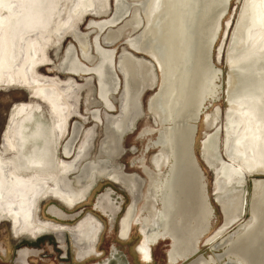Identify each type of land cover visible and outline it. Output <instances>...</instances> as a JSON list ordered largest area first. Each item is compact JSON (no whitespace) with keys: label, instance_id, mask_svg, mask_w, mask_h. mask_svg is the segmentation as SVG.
<instances>
[{"label":"bare ground","instance_id":"bare-ground-1","mask_svg":"<svg viewBox=\"0 0 264 264\" xmlns=\"http://www.w3.org/2000/svg\"><path fill=\"white\" fill-rule=\"evenodd\" d=\"M108 1L110 5V0H0V89L20 88L28 91L30 99L14 108L11 106L0 137V220L9 224L14 239L65 232L73 238V243L84 242L82 246L88 249L97 241L96 231L101 229V223L90 213L73 225L53 223L41 216L40 206L50 199L68 209L81 202L96 178L95 171H104L98 165L103 166L107 159L87 158L82 140L92 129L88 126L73 150L86 120L80 108L78 83L73 76L45 75L38 69L51 64L46 54L47 46L52 43L60 51L59 46L67 36L74 47L67 50L63 69L69 71L71 65H79L81 57L76 43L82 50V58L89 62L91 55L86 48V35L79 32L78 25L88 14L107 12ZM120 1L117 0V8ZM148 1L156 2V6L151 7L147 31L139 33L141 38L133 39L134 49H144L161 71L160 88L151 98L152 94L148 96V108L152 109L159 102L163 111L158 115L163 120L171 118L178 110L167 135L157 142L162 153L152 157V164L157 167L161 165L162 154L165 155L166 178L159 187L154 179L156 173L149 172L153 182L148 187L149 194L154 198L158 195L157 200H160L158 222L171 240L169 255L191 254L205 231L208 216L212 215L208 195L203 190L205 179L199 165L202 164L212 171L213 200L223 213L218 228L207 235L205 242L209 243L233 226L236 229L226 240L230 251L227 264H252L251 261L264 264V176H260L264 175V0L243 1L231 40L233 45L230 43L228 48L232 47L230 57L233 61L224 90L226 108L221 110L216 106L204 116L206 129L198 139L205 164L197 162L194 152L196 122L205 104L217 99L222 89V71L210 57L213 40L220 34L216 33L218 20L227 0ZM134 12L129 20L133 29L139 19ZM90 23V28L103 24L113 26L110 20ZM109 31L112 30L109 28ZM51 37H54L52 42L49 41ZM165 53L171 56L170 62L164 58ZM260 55L263 59H259ZM147 61L124 50L114 62V71L121 76L120 112L105 118L104 132L116 134V142H121L119 138L125 132L126 122L133 120V113L141 108L140 93L146 85L150 87L155 83L154 66ZM111 64L113 61L108 65L112 73ZM94 116L101 121L97 114ZM73 118L77 120L71 127ZM218 118L223 120L222 125H218ZM112 140L115 141V137ZM106 141L101 143L102 151ZM116 147L119 146L116 144ZM120 170L105 171V175L113 184L123 185L131 198L118 222L120 237L125 238L137 213L139 194L135 183L140 178ZM250 176L247 200L246 183ZM149 201L153 204V200L148 199V205ZM245 205L249 217L243 220ZM151 207L153 209L154 205ZM153 210L149 211L152 218ZM81 213V209L76 212L77 215ZM109 224L113 225V221ZM63 248L60 249L65 254L66 247ZM252 252L257 253L256 260L250 259ZM16 254L35 253L23 248ZM197 260L196 256L187 264ZM212 260L199 258L197 262L204 264Z\"/></svg>","mask_w":264,"mask_h":264},{"label":"rangeland","instance_id":"rangeland-1","mask_svg":"<svg viewBox=\"0 0 264 264\" xmlns=\"http://www.w3.org/2000/svg\"><path fill=\"white\" fill-rule=\"evenodd\" d=\"M122 1H120V5L118 8H117V0H110V5L108 1V5L110 6L109 10H107L108 7L105 5L107 12H99L94 15L88 14L85 18H83L81 23L78 25V28L80 30L79 32L85 33L86 35L85 37V43L87 45L86 48L88 49L91 55V60L89 62L87 59L82 58V56L80 55L82 53V52L80 53L81 48L79 47V44L76 43V49L79 52V56L81 57L82 62L78 61L80 62L79 65L77 64L71 65L70 68L72 70L68 71L63 69V67L66 66V63L63 64V59L67 53V50L70 48V46L74 47L73 46L74 44L67 36L64 42L61 43L59 46L60 51H58L57 47L52 45V43L51 45L47 46L46 54L51 64H49L48 66L40 67L38 69L40 73H44L45 75L46 74L55 75V76H60L61 78L73 76L74 80L78 83L80 108L82 113L86 116L85 122L82 123L83 126L80 131V136L78 135V138H76L77 140H75L73 144V150L81 140L82 138L81 135L83 130L89 127L93 129V132L91 129L90 130L91 133L90 131L88 132V135L86 133V136L84 135V139L82 140V143L86 146L84 149L87 158H89V160H96V161L107 159V162L103 166L98 165L104 168V171H102L104 173L102 172L99 173L95 171L97 182L94 186L95 189L92 190L93 194L91 195L92 192H90V194L78 204H81L82 202L86 201L90 195L91 197L85 203L75 207L73 210H68V212H75L81 209L82 212L87 211L93 213L95 217L96 216L98 217L97 220L102 222L103 230L99 237L97 248L103 255L99 258L85 257L82 260L77 261L74 258L75 255L73 253V249L70 246L67 237V240L64 243L67 254L66 257H61L62 250L57 247V243L55 242V237L52 234L43 235L39 237L37 240H30L27 237L14 239L11 238L10 236L11 232H9V228H8L9 224L4 220L2 221L0 220L1 222L0 264H18L15 260L16 252L18 249L21 248L37 249L36 255H32L29 256V258H27L31 264H170L167 261L168 259H167L166 250L169 244V241L167 239L159 240L155 245L151 246L152 257L149 262H146L142 258V256L134 252L135 244L138 243L140 240V234L138 232L139 223L133 226V230L130 233L128 240H122L120 238H117L118 237L117 221L119 222V220L123 216L124 211L131 202V198L126 193L124 188L112 184V182L107 181L104 177L106 172L112 170L118 171L120 169H121L120 171L125 172L127 174L132 173L138 176L140 180L139 182H136L135 185L137 188V192L139 194V198L137 199L138 201L136 202V204L138 207V211L141 210L143 205L146 203L145 195L149 185V177L145 172H147V170L154 169L152 166L153 164L150 165V161L152 162L153 158L155 157L154 155L155 152H157V150L159 149L157 142L167 135V130L168 128L171 127L172 122L174 121L175 118L174 116L178 114L177 112L178 110H176L173 116H170L171 118L167 120H163V118H159L158 115L162 110L159 102H156L155 106L152 109L148 108V101H150V98L153 96V94H155L160 88V86H158V83L160 85L162 81L161 71L159 67L154 64L151 58L143 52L144 49H136V50L134 49L136 44L134 43L133 39L136 36L138 38H141L139 37V33L142 32L145 33L147 31L148 18L150 11L152 10L151 7L156 6V2L149 3L148 0H122ZM243 1L244 0H227L225 9L218 20L219 29L217 33L220 34H217L218 36L216 37L213 43L214 45L212 46L211 58H214L213 60H215L216 67L220 68L222 71V74L220 76L222 89L219 96H217V99L205 104V108L203 109L204 112L207 111V113H210L215 109L216 106H219L221 110L226 108L224 90L227 87L226 84L229 78L228 72L230 70V64L233 61V59H231L230 57L232 47H230L229 50L228 48L230 43L231 46L233 45L231 40L242 13ZM133 11H135L134 16H137L136 17L137 19L139 18L138 25L135 29H133L131 27V24L129 23V20L133 16ZM136 18L133 17L134 20H136ZM104 20L112 21L113 26L110 27L103 24L102 27H91V28L89 27L91 21L101 22ZM109 28L112 31H109ZM53 38L54 37H51L49 41L52 42ZM49 41L48 43H50ZM124 50L125 51L128 50L135 56L145 59V61L149 60L147 62H150L154 66L153 71L155 73L156 80L152 86L149 87L148 85H146L145 89L140 93L139 99H140L141 108L137 109V111L133 113L134 115L133 120L135 119L134 121L130 119L131 122L130 120L126 122L125 132H123V134L120 136L121 138H119L121 139V142L120 140L116 142L117 140L116 134L114 133L112 134L111 131L105 134L104 125L106 124L105 118H107V116H110L112 114L116 115L119 114L120 112L118 108H120L119 100L122 92V86L120 82L121 76L118 77L116 75L114 71V62H117L119 56ZM160 53L162 54L163 51H161ZM260 53L262 54L261 50ZM163 56L167 62H170L172 60L171 56H169L168 53H165ZM260 58L263 59V56L260 55L259 59ZM112 61H113V65L111 64L112 67L111 71L113 74L110 72V68H108V65ZM255 68L257 70V66ZM74 69L75 71H73ZM113 75L115 76V78ZM157 77H158V82H157ZM137 85L138 87H141L140 82H137ZM28 95H29L28 91L20 88L6 87L0 89V131L2 129V126L4 125V122H5V126L3 130L6 127V123H7L6 117H8L9 114L8 112L11 106H13L14 108L18 103L20 104L21 102L30 100L28 98ZM148 96H150V98ZM96 114L101 121H97L96 119H94L95 118L94 115ZM205 114L206 113H203V115L201 114L202 115V117L200 116L201 119L204 118ZM161 116H163V114H161ZM4 119L6 121H4ZM204 119H203V124H204ZM75 120L77 119L73 118L70 121L71 127L75 122ZM222 123L223 120L218 118V125H222ZM127 125H129V127H127ZM196 125L197 128H196L194 152H195V156H197V151H198V155L200 156V159L204 163L203 159L201 158L202 154L201 152H199L198 139L200 140L201 136H203L206 126L204 127L205 124L202 125L199 120L196 122ZM92 136L93 138L91 140ZM114 137H115V141L112 140L114 139ZM104 139L107 141L102 151L100 148L102 145L101 143H103ZM109 141L111 143H108ZM88 143H90V145H88ZM116 144L119 147H116ZM119 151L122 152L120 153ZM71 153H73V151ZM68 158H70V156ZM200 166L204 173L206 194L208 195V199L211 202L210 204L212 207V218L210 219V222L208 224L209 227L207 229V232L203 234V236L200 238L198 251L203 258H207V259L213 258L211 262H206L204 264H227L228 263L227 258L229 257L230 251L228 250L229 245L227 244L226 240H228L227 236L229 234H232V232L236 228L231 226V228L229 227V230H227V232L222 233L219 237H216L214 240L210 241L211 243L205 242V238H207L205 236L209 232L211 231L214 232V230L218 228L219 223H221L220 222L221 219H223V213L220 207H218V205H215L211 201V199H214L213 178L211 176L212 171L207 165H205L207 169L202 164H200ZM165 168H163L162 171L159 170L160 173L157 172L158 174L156 173L154 177L159 187H161L163 180L166 178ZM157 169H159V165L156 167V170ZM255 176L258 177V173ZM260 176L263 177L264 175H260ZM251 179L252 176L248 177L246 183L247 200L249 197ZM107 187H110L114 192L109 197L110 198L109 201H112L114 205L119 204V211L114 217L113 225L109 224V221L108 219H106V217L100 215L98 212L91 209L92 203L96 198V196L102 191H104L105 188ZM157 198H159L158 195ZM48 201L53 202L55 200L50 199ZM53 203L59 205L58 203H56V201ZM47 205L48 204L45 203L44 207ZM154 206L158 210L161 208L159 199L157 200V202H155ZM43 209L45 210V208ZM245 209L246 210L243 212L242 216L243 215L246 216L245 217L246 220L249 217V212L246 205H245ZM139 216L140 218L144 216L146 217V211L144 209L139 211ZM44 217H48L52 219V217H50L47 214H44ZM47 220L51 221L49 219ZM74 220L75 219L68 220L65 222L73 223ZM3 249H5L4 255H2ZM256 256L257 253L252 252L250 259L256 260L257 259ZM192 258L194 259L196 258V256ZM192 258H188L187 260L181 261L177 264H187L192 260ZM250 259L248 260L250 261ZM251 263L255 264V262L253 263L252 261Z\"/></svg>","mask_w":264,"mask_h":264},{"label":"flooded vegetation","instance_id":"flooded-vegetation-1","mask_svg":"<svg viewBox=\"0 0 264 264\" xmlns=\"http://www.w3.org/2000/svg\"><path fill=\"white\" fill-rule=\"evenodd\" d=\"M203 113H206L207 114V111H205V112H203ZM205 114V115H206ZM203 115V114H202ZM202 115H201V117H202ZM201 117L199 118V121L201 122V124L203 125V119H201ZM195 137H196V135H195ZM161 154L162 152H160L159 151V149L157 150V152H155V154L154 155H156V154ZM153 155V156H154ZM163 155V157L161 156V158H160V166H159V169H157L156 170V167H154L153 165H152V162L150 161V165H152L153 166V168L154 169H152V170H147V172H145L147 175H148V177H149V185L150 184H152V182H153V180H152V178H151V176L152 175H150V173L149 172H154V173H157V172H159V170H161L162 171V169L163 168H165L166 170H167V159H166V157H165V155L164 154H162ZM152 158V157H151ZM164 160H163V159ZM196 159H197V162H198V160L200 161V163H203L202 162V160L200 159V156L198 155V151H197V156H196ZM204 164V163H203ZM200 165V164H199ZM205 166V165H204ZM206 168V167H205ZM207 169V168H206ZM160 173V172H159ZM261 175V174H260ZM263 175V174H262ZM106 176V175H105ZM104 176V177H105ZM108 176H106L105 177V179L107 180V181H110V182H112L110 179H109V177L107 178ZM96 178H95V180L93 179L92 181H91V183H90V186H89V192L87 191V193H86V197H87V195H89L90 194V192H92L91 193V195L93 194V191L92 190H94L95 189V184H96ZM112 184H113V182H112ZM114 185H118V186H121L122 188H124L123 187V185H120V184H114ZM149 185H148V187H149ZM86 186V185H85ZM85 188V187H84ZM125 190V189H124ZM126 191V190H125ZM89 193V194H88ZM112 193H113V190L110 188V187H107V188H105V190L104 191H102L101 193H99L98 195H97V197H96V199H95V201H93L94 203L92 204L93 205V207H92V210H94V211H96V212H100L99 214L100 215H102V216H104V217H106V219H108V221H109V223H111L112 221H113V219H114V217H115V215L117 214V212H118V205L119 204H115L114 205V203L112 202V201H109V197L112 195ZM126 193L129 195V192L128 191H126ZM146 194L147 195H145V200H147L148 201V199H150V200H153V204H152V201H149L148 203H149V205L147 204V201H146V203L143 205V207H142V209L141 210H146V217L144 216V217H141L140 218V216H139V211H141V210H139L138 211V209H137V213L136 214H134L135 215V218L134 219H132L133 220V222H132V225H131V229H129V231H128V233H127V235H126V237L125 238H121L120 237V233H119V231H118V221H117V234H118V237L117 238H120V239H122V240H128L129 239V236H130V233L132 232V230H133V226L135 225V224H137V223H139V229H138V232H139V234H140V240H139V242L138 243H136L135 244V248H134V252L135 253H137L138 255H140V256H142V258L146 261V262H149L150 260H151V257H152V254H151V246H153V245H155L159 240H163V239H167L168 241H169V244H168V248H167V250H166V252H167V261L170 263V264H177V263H179V262H181V261H183V259L185 258V257H187L186 258V260L188 259V258H192V257H195V256H197V258H198V260L197 261H199V258H202L203 260H208L207 258H203L202 257V255H200L199 254V249H198V245H199V242H200V238L203 236V234H205L206 232H207V229H208V227H209V222H210V219L212 218V215H211V217L210 216H208V219H209V217H210V219L208 220L207 219V223H205L204 224V228H205V231H204V233L198 238V240H197V244H196V247H195V249H193V251H192V253L191 254H187V255H185V256H174V257H172L171 255H169V251H170V249H171V240H170V238L166 235V234H164V231H163V229H162V227L160 226V222H158L159 220H158V213H159V210L158 209H154V208H156L155 206H154V210L152 209V205H155V202H157V198L155 197H153V196H151L150 194H149V192H148V190H147V192H146ZM91 195L88 197V199L91 197ZM87 199V200H88ZM86 200V201H87ZM213 200V199H212ZM211 200V201H212ZM86 201H84V202H82L81 204H83V203H85ZM138 201V200H137ZM136 201V202H137ZM53 202H55V201H53ZM53 202H51V201H45V202H43L44 204L45 203H47L48 205L47 206H45L44 207V204L43 205H41L40 207H41V215L44 217V214H47V215H49L50 217H52V219L51 218H48V217H44V218H46V219H49V220H51V222H53V223H59V224H63V225H72L73 223H75L77 220H79L83 215H85L86 213H90V212H82L81 214H79V215H77L76 214V212H78L79 210H77V211H75V212H68V210H73L75 207H77V206H79V205H81V204H78V205H76V206H74V207H72V208H70V209H67V208H65L64 206H62V205H60L59 203V205H57V204H55V203H53ZM208 202H209V205H210V207H211V202L209 201V199H208ZM57 203V202H56ZM212 203H214V204H216L215 203V200H213L212 201ZM137 205V204H136ZM147 205H148V207H147ZM43 208H45V210L43 209ZM146 208H150L149 210L148 209H146ZM124 209V208H123ZM211 209V211H212V207L210 208ZM153 210V212H155V214H154V219L152 218V217H150V214H149V211H152ZM123 212V211H122ZM91 215H93V213H90ZM156 215V216H155ZM94 216V215H93ZM149 216V217H148ZM95 217V216H94ZM96 219L98 218L97 216L95 217ZM151 218V219H150ZM55 219H57V220H55ZM72 219H75L74 220V222L73 223H67V222H65V221H68V220H72ZM119 219V218H118ZM150 219V220H149ZM245 219V216H244V218H243V220ZM242 220V221H243ZM241 222V221H240ZM101 223V229L100 230H98V231H96V232H98V236H97V241H96V243H95V246H93V247H91L90 249H88V248H86L85 246H82V245H84V242H82V243H80V244H77V243H73L74 241H73V238L70 236V235H68V234H66L65 232H60V234H59V232H51V233H49V234H52L54 237H55V242L56 243H58V245H57V247L58 248H63L64 247V243H65V241L67 240V237H68V240H69V243H70V246L72 247V249H73V253H74V255H75V259L77 260V261H80V260H82L83 258H85V257H97V258H99V257H101L103 254L99 251V249L97 248V245H98V242H99V237H100V235H101V233H102V230H103V224H102V222H100ZM8 228H9V232H10V227H9V225H8ZM95 231H93V233H94ZM54 233H55V235H54ZM64 233V234H63ZM210 233V232H209ZM208 233V234H209ZM66 234V235H65ZM207 234V235H208ZM45 235H47V234H45ZM64 235V236H63ZM207 235L205 236V237H207ZM10 236H11V233H10ZM41 236H43V235H41ZM41 236H38V237H35V238H31V237H28V236H22V237H19V238H23V237H27L28 239H30V240H37L39 237H41ZM56 236H58L57 238H56ZM61 236V237H60ZM71 237V238H70ZM11 238H13L12 236H11ZM19 238H15V239H19ZM58 238H59V240H58ZM63 239V240H62ZM77 240H79V239H77ZM205 240H206V238H205ZM75 244H76V246H75ZM85 247V248H84ZM21 249H23V248H21ZM27 249H31V250H33L34 251V253L35 254H28V255H21V254H16V262L18 263V264H31L29 261H28V259L27 258H29V256H32V255H36V253H37V249H34V248H27ZM19 250V249H18ZM5 254V249H3V252H2V255H4ZM66 252H65V254H62L61 255V257H66ZM197 261H195V263H193V264H198V262Z\"/></svg>","mask_w":264,"mask_h":264},{"label":"water","instance_id":"water-1","mask_svg":"<svg viewBox=\"0 0 264 264\" xmlns=\"http://www.w3.org/2000/svg\"><path fill=\"white\" fill-rule=\"evenodd\" d=\"M218 29H219V21H218V27H217V31H216V33L218 32ZM216 38V37H215ZM215 38H214V40H215ZM214 40H213V42H214ZM210 60H211V57H210ZM7 118V117H6ZM4 121H6L5 119H4ZM4 126H5V122H4V125L2 126V129H1V131H0V137H1V134H2V131H3V128H4ZM193 134H194V132H193ZM193 134H192V136H193ZM192 139V138H191ZM191 143H192V141H191ZM205 184V183H204ZM204 187H203V190H204V194L206 193V189H205V185H203Z\"/></svg>","mask_w":264,"mask_h":264}]
</instances>
